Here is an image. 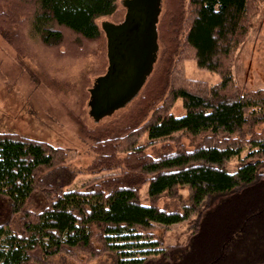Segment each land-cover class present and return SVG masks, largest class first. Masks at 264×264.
<instances>
[{
	"label": "trees",
	"instance_id": "1",
	"mask_svg": "<svg viewBox=\"0 0 264 264\" xmlns=\"http://www.w3.org/2000/svg\"><path fill=\"white\" fill-rule=\"evenodd\" d=\"M116 1L20 0L29 6L23 20L13 16L15 1L0 0V33L24 53L15 26L27 19V40L66 53L67 34L79 42L100 38L96 20L111 16ZM255 1L165 0L161 49L137 97L115 117L81 125L97 153L88 167L95 176L83 185L71 187L76 172L63 147L0 132V264H49L80 249L108 252L110 264H264V136L250 134L264 122V91L239 92L229 57ZM187 50L220 80L184 78L178 66ZM177 98L182 115L171 112ZM168 139L162 153L147 150ZM180 187L188 190L182 207L155 203ZM192 214L187 244L163 246L154 235V227Z\"/></svg>",
	"mask_w": 264,
	"mask_h": 264
},
{
	"label": "rangeland",
	"instance_id": "2",
	"mask_svg": "<svg viewBox=\"0 0 264 264\" xmlns=\"http://www.w3.org/2000/svg\"><path fill=\"white\" fill-rule=\"evenodd\" d=\"M13 1H15L13 12H16L13 16L19 18L23 14L21 17L24 20L28 16L29 6L23 5L20 0ZM116 2L117 9L111 16L97 18L99 27H102L103 21L116 23L122 21L125 6L122 0ZM164 5L165 0H162L160 13ZM249 8L243 20L246 33L229 56L232 76L239 92L252 93V90H261L263 94L264 0L251 3ZM24 23L23 27L21 24L15 26L19 29L21 40H24L20 45L24 53L18 52V46L7 41L0 33V132H14L63 147L68 154L65 163L76 172L71 187H79L95 176L89 173L88 167L97 153L91 148L93 143L84 136L81 125L92 127L96 123L89 115L90 108L87 103L90 97L89 89L94 79L102 75L108 65L104 30L97 41L83 39L79 42L75 40L74 35L67 34L66 42L70 50L64 53L63 48L49 49L40 45V42L38 44L27 40L26 34L29 29L27 19ZM157 45L159 46V42ZM160 49L161 46L158 47L157 55ZM186 54L188 55L182 57L178 66L184 78L201 80L208 85L220 80L218 73L198 67L195 58L190 57L189 50ZM126 108L104 116L100 122L115 117ZM171 112L175 115L184 113L181 99L173 100ZM252 129L250 134L253 136L254 133L264 136L263 121L253 124ZM144 137L143 134L141 142L147 141ZM169 141V139L157 141L147 150L160 154L163 152L161 147ZM182 141L184 144L189 143L187 137H182ZM244 152L245 150L241 156ZM237 162L238 158L232 156L226 166L232 171ZM146 192L147 185H143L140 191V199L143 202L148 201ZM187 202L188 190L185 187L177 188L173 194L165 191L155 200L159 207L169 210L176 209L177 206L182 207L181 205ZM194 217L192 214L188 220L154 227V235L163 246L185 245L189 241L190 221ZM112 261L113 256L108 252L88 256L80 249L70 254L64 251L57 253L51 257L49 264H110Z\"/></svg>",
	"mask_w": 264,
	"mask_h": 264
},
{
	"label": "water",
	"instance_id": "3",
	"mask_svg": "<svg viewBox=\"0 0 264 264\" xmlns=\"http://www.w3.org/2000/svg\"><path fill=\"white\" fill-rule=\"evenodd\" d=\"M162 0H122L120 22L103 21L108 65L89 89V115L99 121L137 96L157 60Z\"/></svg>",
	"mask_w": 264,
	"mask_h": 264
}]
</instances>
